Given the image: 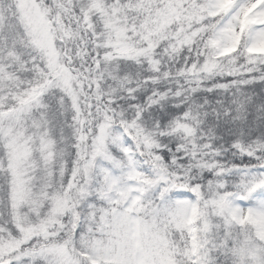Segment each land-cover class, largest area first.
Here are the masks:
<instances>
[{"label":"snow or ice","instance_id":"obj_1","mask_svg":"<svg viewBox=\"0 0 264 264\" xmlns=\"http://www.w3.org/2000/svg\"><path fill=\"white\" fill-rule=\"evenodd\" d=\"M0 264H264V0H0Z\"/></svg>","mask_w":264,"mask_h":264}]
</instances>
